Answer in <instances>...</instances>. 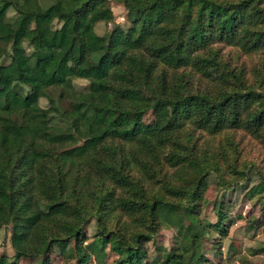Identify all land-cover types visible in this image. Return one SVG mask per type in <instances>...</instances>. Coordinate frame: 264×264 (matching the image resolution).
<instances>
[{
    "label": "trees",
    "instance_id": "obj_1",
    "mask_svg": "<svg viewBox=\"0 0 264 264\" xmlns=\"http://www.w3.org/2000/svg\"><path fill=\"white\" fill-rule=\"evenodd\" d=\"M112 1L130 27L100 36L96 27L114 22ZM227 46L264 54V0H0V216L22 243L0 264H51L70 246L77 264H91L89 217L103 264H216L221 250L211 258L199 233L181 253L148 245L163 221L178 230L195 216L220 158L237 151L228 137L197 152L195 132L264 143V64L255 86L224 60ZM150 96L169 117L144 122Z\"/></svg>",
    "mask_w": 264,
    "mask_h": 264
},
{
    "label": "rangeland",
    "instance_id": "obj_2",
    "mask_svg": "<svg viewBox=\"0 0 264 264\" xmlns=\"http://www.w3.org/2000/svg\"><path fill=\"white\" fill-rule=\"evenodd\" d=\"M111 8L114 14V22L101 23L96 27V32L100 36L110 33L115 25H120L123 29L130 27L127 11L123 5L112 1ZM14 16L10 12L9 18ZM33 25V24H32ZM224 60L231 67L238 70L245 69L249 81L258 86L257 79L260 80L264 64V54L246 55L238 48L225 47L223 51ZM62 59L60 51L55 52L54 63L58 65ZM19 66L23 68V63ZM189 75H187L188 78ZM50 80V77L47 78ZM191 86L194 90L201 88L204 84L197 76H190ZM76 90L87 91L88 82L76 79L74 81ZM2 94H6L8 89H1ZM148 108L144 116L147 124L156 123L159 117H169L171 109L164 104H159L153 97L145 99ZM41 106L49 107L48 99L41 100ZM203 132H195V138L190 145L200 150L204 146L216 147L221 143L225 145L228 137L236 144L237 151L226 158L225 165L221 164L218 174L211 173L203 186V197L199 201L200 208L195 216L186 220L177 230L174 226L163 221L160 232L155 236L153 243L148 245L149 250L164 254L181 253L184 242L191 240L196 233L203 237V247L206 253L214 255L212 248H216V254L220 252V258L214 259L216 264H264V143L253 137L239 132L234 134L223 133L218 138L205 136ZM204 137V139H203ZM209 150V149H207ZM210 151V150H209ZM254 168V173L249 174V168ZM247 172L249 176L241 177V172ZM172 175L174 171L168 170ZM263 176V179H261ZM222 211L224 225H220L219 216ZM5 217L0 216V257L4 256L9 260H16L17 254L22 248L21 234L4 225ZM228 228L229 235H224L219 230ZM99 232L95 217H89L85 225L84 234L87 238L86 249L92 257L91 264H103L106 254L95 249V237ZM51 258V264H77V257L70 246L65 255ZM152 258V257H151ZM111 261L114 258L111 257ZM20 264H42L41 259L19 260Z\"/></svg>",
    "mask_w": 264,
    "mask_h": 264
}]
</instances>
